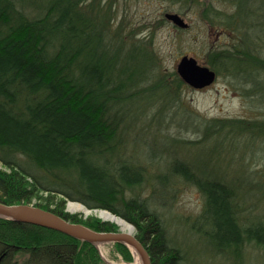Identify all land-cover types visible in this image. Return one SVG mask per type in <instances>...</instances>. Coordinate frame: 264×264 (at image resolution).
<instances>
[{
    "label": "trees",
    "instance_id": "obj_1",
    "mask_svg": "<svg viewBox=\"0 0 264 264\" xmlns=\"http://www.w3.org/2000/svg\"><path fill=\"white\" fill-rule=\"evenodd\" d=\"M115 1L0 0V201L116 230L67 212L66 203L107 209L136 225L152 264H250L247 246L264 247V165L244 151L261 140L264 151V112L178 120L199 138L153 132V150L138 149L155 119L147 123L146 107L161 99L163 116L187 83L177 73L150 83L156 54L143 38L130 43L116 33ZM170 1L202 5L201 16L228 36L208 51L206 65L264 103V0ZM183 148L191 152L179 155ZM180 185L200 192L198 213H173ZM174 217L195 240L180 238ZM113 244L133 259L126 244ZM0 264L109 263L94 243L0 217Z\"/></svg>",
    "mask_w": 264,
    "mask_h": 264
},
{
    "label": "rangeland",
    "instance_id": "obj_2",
    "mask_svg": "<svg viewBox=\"0 0 264 264\" xmlns=\"http://www.w3.org/2000/svg\"><path fill=\"white\" fill-rule=\"evenodd\" d=\"M215 4L223 11H232V7L222 1L215 2ZM114 9L117 11V18L113 23L115 24L116 33H122L124 38L127 39L126 42L130 43L142 41L141 38H143L144 42L142 44H147L148 49L156 54L154 69L149 70L154 77L150 83L154 82L155 78L163 73H166L169 79H173L176 73L179 74L177 64L184 55L194 56L199 63L206 65V55L212 46H222L228 40V36L223 34L219 27L211 26L201 16L202 5L199 3L183 6L181 2H172L170 0H116ZM166 12L179 13L189 26L186 28L177 26L165 17ZM117 20L118 23H116ZM120 26L121 31H119ZM170 83L173 85V80ZM177 95L178 101L171 100L172 103H168L169 105L165 106L163 116H159L162 111L160 112V109H158L163 102H161V99L146 107L142 115L147 117V123H149L150 116L153 115L155 119L147 125L142 137L138 138V149L141 148L140 144L142 143L151 151L153 150L151 141L153 132L161 135L166 133L175 134L180 139L199 138L201 135L200 131L188 130V127L179 126L177 125L180 124L178 120L190 122L189 120L196 118L203 122L211 118H248L263 115L264 112V103H260L258 98L247 96L244 88L238 85L235 80H232L231 76L224 73H219L216 80L206 88L199 89L184 84L178 89ZM159 117L161 125L156 127L155 124ZM257 142L252 149L243 151L246 155V160L250 159V162H253L258 167L264 165V151L259 150V144L262 145V140ZM255 148L257 149L256 151ZM158 150L161 149L158 148ZM177 152L179 155H188L191 150L183 148ZM0 167H2L1 162ZM180 186L179 193L175 196L171 205L173 213L181 214L182 217L198 213L202 200L200 192L194 186ZM70 202L76 203L74 209L69 208ZM84 209L90 211L87 213ZM102 210L90 209L84 203L71 199L66 203V211L78 214L81 219L99 218L113 223L117 228L115 231L125 230L117 221L104 217L101 214ZM171 220L172 228L179 231L182 240L189 242L195 240L188 234L186 227L176 220L175 217ZM126 221L133 227L132 233L136 234V225L128 220ZM130 250L133 259L127 260L116 250L113 242L99 245L102 257L109 264L134 262L135 252L131 248ZM207 254L200 253L201 256L205 257L208 256ZM247 255H251L250 264H264V247L249 245L246 248ZM213 264L217 263L213 261Z\"/></svg>",
    "mask_w": 264,
    "mask_h": 264
},
{
    "label": "water",
    "instance_id": "obj_3",
    "mask_svg": "<svg viewBox=\"0 0 264 264\" xmlns=\"http://www.w3.org/2000/svg\"><path fill=\"white\" fill-rule=\"evenodd\" d=\"M165 17L181 28L189 26L179 13L166 12ZM177 71L182 79L194 88L208 86L217 77L214 69L199 63L194 56L190 55L181 57L177 64ZM0 217L58 230L72 237L94 243L98 247L102 243L121 242L139 256L141 264H152L151 256L144 244L134 233L125 230H96L84 223L73 222L53 211L25 202L7 204L0 201Z\"/></svg>",
    "mask_w": 264,
    "mask_h": 264
},
{
    "label": "bare ground",
    "instance_id": "obj_4",
    "mask_svg": "<svg viewBox=\"0 0 264 264\" xmlns=\"http://www.w3.org/2000/svg\"><path fill=\"white\" fill-rule=\"evenodd\" d=\"M76 203L74 202H70V206L69 208L70 209H74ZM85 212H89L90 210L88 209H84ZM101 214L106 217V218H109V219H112L114 221H117L118 223L121 224V226L125 229V231H128V232H131V230H133V227L122 217L112 213L111 211H107V210H102ZM122 264H141V261H140V258L139 256L135 253V261L134 262H130V263H122Z\"/></svg>",
    "mask_w": 264,
    "mask_h": 264
},
{
    "label": "flooded vegetation",
    "instance_id": "obj_5",
    "mask_svg": "<svg viewBox=\"0 0 264 264\" xmlns=\"http://www.w3.org/2000/svg\"><path fill=\"white\" fill-rule=\"evenodd\" d=\"M206 88V87H205Z\"/></svg>",
    "mask_w": 264,
    "mask_h": 264
}]
</instances>
